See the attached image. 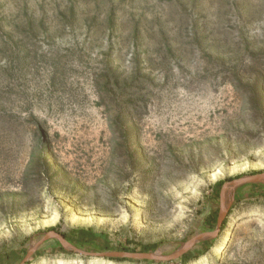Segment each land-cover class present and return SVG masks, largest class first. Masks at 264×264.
Wrapping results in <instances>:
<instances>
[{
	"label": "rangeland",
	"instance_id": "obj_1",
	"mask_svg": "<svg viewBox=\"0 0 264 264\" xmlns=\"http://www.w3.org/2000/svg\"><path fill=\"white\" fill-rule=\"evenodd\" d=\"M264 173V0H0V264L50 228L169 257ZM176 260L45 242L26 264H264V184ZM217 225V224H216Z\"/></svg>",
	"mask_w": 264,
	"mask_h": 264
},
{
	"label": "water",
	"instance_id": "obj_2",
	"mask_svg": "<svg viewBox=\"0 0 264 264\" xmlns=\"http://www.w3.org/2000/svg\"><path fill=\"white\" fill-rule=\"evenodd\" d=\"M264 184V173H258L253 175H246L238 177L236 179L227 181L223 184L220 191V210L217 218L216 229L212 232H205L192 238L190 241L184 244V246L178 250L175 254L169 257H162L159 253H142V252H125V251H110V252H86L74 247L69 243L60 233L55 231H50L44 235V237L36 243L26 254L24 260L21 264H26L31 257L36 253L38 248L42 246L45 242L49 240H57L60 245L66 250L74 252L78 255L90 258H103V259H128L135 261H152V260H176L187 254L193 247L204 240L212 239L217 236L221 231L223 222L228 216L229 206H227L226 201L230 194H234L239 188L246 185Z\"/></svg>",
	"mask_w": 264,
	"mask_h": 264
},
{
	"label": "trees",
	"instance_id": "obj_3",
	"mask_svg": "<svg viewBox=\"0 0 264 264\" xmlns=\"http://www.w3.org/2000/svg\"><path fill=\"white\" fill-rule=\"evenodd\" d=\"M225 182H219L218 184H217V186H223V184H224ZM226 220V219H225ZM216 224H217V218H210L209 220H208V227H210V228H214L215 226H216ZM225 225H226V223H225V221L223 222V225H222V230L224 229V227H225ZM50 230L51 231H55V228H50ZM156 245H150V246H146V247H144V252H152V251H154L155 249H156ZM125 252H133V253H137L136 251H125ZM188 257V254H185L184 256H182L181 258H183V259H185V258H187ZM111 260H115V261H118V262H123V261H132V260H128V259H111Z\"/></svg>",
	"mask_w": 264,
	"mask_h": 264
}]
</instances>
